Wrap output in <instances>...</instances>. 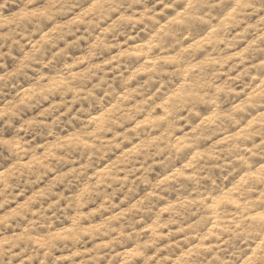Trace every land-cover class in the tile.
Masks as SVG:
<instances>
[{"label":"clouds","instance_id":"clouds-1","mask_svg":"<svg viewBox=\"0 0 264 264\" xmlns=\"http://www.w3.org/2000/svg\"><path fill=\"white\" fill-rule=\"evenodd\" d=\"M0 264H264V0H0Z\"/></svg>","mask_w":264,"mask_h":264}]
</instances>
